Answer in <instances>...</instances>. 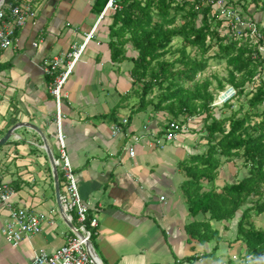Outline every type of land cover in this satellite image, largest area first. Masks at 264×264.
<instances>
[{"label": "crops", "instance_id": "crops-1", "mask_svg": "<svg viewBox=\"0 0 264 264\" xmlns=\"http://www.w3.org/2000/svg\"><path fill=\"white\" fill-rule=\"evenodd\" d=\"M15 1L27 3L9 2ZM95 3L32 0L34 18L17 30L12 47L0 49V140L16 127L0 146L1 179L15 190V207L46 213L53 221L45 222L41 234L24 238L14 247L2 234L9 212L0 205V264H30L38 250L53 252L64 245L76 227H70L60 213L45 144L46 140L58 158L57 104L44 62L65 57L94 28L95 35L66 84L68 97L61 105L67 152L80 195L89 206V217L99 220L92 245L101 263L264 264V256L250 258L246 244L238 239L239 217L230 222L210 221L218 240L200 242L188 234L187 226L195 218L184 195L183 164L208 149L203 121L194 117L176 140L156 143L164 137L171 117L154 106L136 111L138 100L130 97L134 66L130 58L138 52L129 44V59L113 61L109 26L114 11H106L101 18L105 9L97 14ZM27 124L39 128L43 136ZM117 124L122 132L114 136L112 126ZM131 146L134 157L129 154ZM237 169L234 165L220 168L216 186L222 188L245 177L247 170Z\"/></svg>", "mask_w": 264, "mask_h": 264}, {"label": "trees", "instance_id": "trees-1", "mask_svg": "<svg viewBox=\"0 0 264 264\" xmlns=\"http://www.w3.org/2000/svg\"><path fill=\"white\" fill-rule=\"evenodd\" d=\"M108 3L96 0L95 12L101 14ZM239 5L242 15L262 24L264 35V0H240ZM224 23L203 0H118L109 26V47L116 63L129 59L127 45L138 52L130 58L134 64L130 97L138 100L136 111L154 106L169 114L171 121L187 122L192 117L203 121L208 149L183 164L184 195L195 218L187 226L188 234L200 242L218 240L210 221L239 217L238 239L250 256L260 258L264 228L256 226L255 218L264 215V56L260 52L264 40L255 42L248 30L226 32ZM177 39L179 47L174 44ZM211 61L225 64L227 75L200 79ZM227 86L236 90L232 100L244 101L237 109L225 103L221 108L230 114L217 117L213 104ZM233 159L242 161L247 174L219 188V170ZM199 216L207 219L198 220ZM95 237L93 230V244Z\"/></svg>", "mask_w": 264, "mask_h": 264}, {"label": "built area", "instance_id": "built-area-1", "mask_svg": "<svg viewBox=\"0 0 264 264\" xmlns=\"http://www.w3.org/2000/svg\"><path fill=\"white\" fill-rule=\"evenodd\" d=\"M27 3L19 4L18 2L4 1L0 6V49L6 50L12 47L16 41V32L18 29L26 25L27 21L34 18L35 12L31 8L32 0H26ZM48 1V0H46ZM206 4L211 5L219 12L221 17L225 19L224 26L227 31L235 30L236 33L248 30L251 38L255 42L264 40L261 31L262 24L254 22L252 19H246L240 13V9L234 4V0H203ZM118 8V0H109L101 18L106 11H115ZM100 18V19H101ZM94 28L86 37L80 46H74L73 50L65 57H54L44 62V70L51 78L50 91L56 100V126L58 132V158H56V166L62 175L61 201L66 213L67 219L76 227L71 236H69L64 245L53 252L46 249H40L36 252L34 259L30 264H96L99 260L93 253L92 235L99 225L97 217H89V206L81 198L79 186L76 180L74 168L69 158L66 145V136L63 130V112L62 101L68 97L65 91L66 84L70 76L73 74L76 66L87 47V43L95 35ZM36 46V44H35ZM260 52L264 56V46L260 47ZM236 96V90L227 86L220 92L213 106H222L232 101ZM195 120L194 117L189 118L187 122L172 120L169 121L165 129L164 137L156 140L157 144L173 142L182 133H185ZM128 120H124L123 124H127ZM122 132V126L117 124L112 126V134L119 135ZM130 156L136 154L135 148H129ZM15 190L3 182L0 175V205L7 208L9 217L2 228V234L9 244L14 247L20 245L24 238L39 235L43 232L45 222L53 221L46 213H35L25 208L15 207L13 196ZM164 197H162V200ZM252 258V256H250Z\"/></svg>", "mask_w": 264, "mask_h": 264}, {"label": "rangeland", "instance_id": "rangeland-1", "mask_svg": "<svg viewBox=\"0 0 264 264\" xmlns=\"http://www.w3.org/2000/svg\"><path fill=\"white\" fill-rule=\"evenodd\" d=\"M239 1L240 0H234L233 1V4L236 2H238L235 6L237 8H239L240 10L242 9V6L239 5ZM244 18L246 19H250L248 18L245 14L242 15ZM175 46L179 47L181 46V40H176L175 41ZM217 49H215L214 51H216ZM169 58V56H168ZM211 66L210 68L205 72L203 73L202 75L199 76V78H206V77H210L211 75L213 74H218L219 76L223 77V76H226L227 75V70H226V66L225 64H222V65H218L217 63H215L214 61H211L210 62ZM211 78V77H210ZM213 80V79H212ZM216 85V82L215 80H213V86ZM220 92L217 93V97L219 96ZM244 101V99H239V98H235L234 100L230 101L232 104H234V109H237L240 105V103ZM215 114L217 117H221L222 115H225V116H228L230 114V110L226 109L224 112H223V109L221 108V106H217L215 108ZM232 165H234L236 167L237 170H242V168H244L243 164H242V161L241 160H237V159H233L232 161L230 162H225L222 167L223 169L225 168H229V167H232ZM221 167V168H222ZM255 224L256 226L259 228H264V215H261L260 217H257L255 218Z\"/></svg>", "mask_w": 264, "mask_h": 264}, {"label": "water", "instance_id": "water-1", "mask_svg": "<svg viewBox=\"0 0 264 264\" xmlns=\"http://www.w3.org/2000/svg\"><path fill=\"white\" fill-rule=\"evenodd\" d=\"M5 0H0V6L2 5V3L4 2ZM27 127L33 129V130H36L37 132H39L41 134V136H43L42 132L39 130V128H37L36 126L32 125V124H27ZM16 127H13L11 128L8 133L0 140V146L2 145H5L8 141V139L11 137V135L14 133ZM45 144H46V148H47V152H48V155H49V159H50V162H51V165H52V168H53V176H54V180H55V192H56V199H57V203H58V206H59V210H60V213L64 219V221L70 226V227H73V224H71L68 219H67V216H66V213L64 212V207H63V204H62V201H61V184H60V179H59V171H58V168L56 166V159L54 157V155L52 154V152L50 151L49 147H48V143L46 142L45 140ZM93 249V247H92ZM93 253L94 255L97 257V259L99 260V263L96 262V264H102L101 263V260L100 258L98 257L97 253L95 252V250L93 249Z\"/></svg>", "mask_w": 264, "mask_h": 264}]
</instances>
